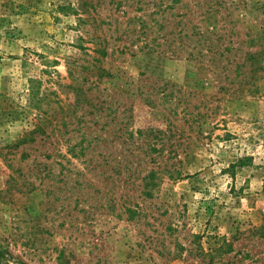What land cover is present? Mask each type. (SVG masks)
Instances as JSON below:
<instances>
[{"label":"rangeland","instance_id":"1","mask_svg":"<svg viewBox=\"0 0 264 264\" xmlns=\"http://www.w3.org/2000/svg\"><path fill=\"white\" fill-rule=\"evenodd\" d=\"M159 1L0 0V264H264V0Z\"/></svg>","mask_w":264,"mask_h":264},{"label":"trees","instance_id":"2","mask_svg":"<svg viewBox=\"0 0 264 264\" xmlns=\"http://www.w3.org/2000/svg\"><path fill=\"white\" fill-rule=\"evenodd\" d=\"M175 1H178V0H175ZM155 6H156L155 12L157 13V12H159V10L163 6V0H160L159 2H155ZM166 8H167V5L165 6V9ZM153 20H154V24H152L151 27L149 25H147L148 23L146 21H142L140 33L146 34L148 32L147 30H149V29H153L151 31V33H153V32L158 33L164 28V24L162 21H160L159 19H153ZM195 33H198V32H195ZM184 37H187L186 33L181 32V30H179L177 32L176 31H173V32L169 31L168 34L167 33H158L154 37H151L148 41L147 40L142 41V42H144V45L139 47V49L142 50L143 48H147L149 51H158L161 53H167L168 55H170L172 57H181L182 51L184 50L183 48L185 47V45H188L183 40ZM189 47H191V49H188L187 52H189V55L191 57H195L196 53L194 50L196 49V46L190 44ZM262 51L263 50H261L260 52H262ZM260 52H258V53H260ZM251 57H255V54H252ZM153 175L154 174H151L150 178L153 179ZM145 186L147 187L148 184ZM147 195L151 196L152 193L150 191H147ZM128 211L134 212L130 208H128Z\"/></svg>","mask_w":264,"mask_h":264}]
</instances>
